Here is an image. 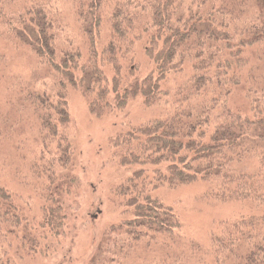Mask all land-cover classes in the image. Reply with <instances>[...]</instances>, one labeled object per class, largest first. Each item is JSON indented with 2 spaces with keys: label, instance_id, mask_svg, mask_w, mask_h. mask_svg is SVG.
<instances>
[{
  "label": "trees",
  "instance_id": "1",
  "mask_svg": "<svg viewBox=\"0 0 264 264\" xmlns=\"http://www.w3.org/2000/svg\"><path fill=\"white\" fill-rule=\"evenodd\" d=\"M69 1L74 29L65 38L68 10L64 4L59 8L60 1L0 0V37L29 47L47 69L44 78L34 72L24 99L39 121L37 138L44 143L40 158L51 157L46 144L51 136H60L57 125L48 122L50 116L58 113L59 124H69L66 95L71 90L80 89L96 115L111 107L110 95L119 109L139 96L149 106L160 101L166 76L194 59V90L187 103L179 99L171 113L119 134L117 146H126L121 164L127 165L130 157L135 158L130 163L140 166L116 187L124 199L130 195L133 217L104 236L89 264H122L119 256L133 245L156 234L173 237L182 231L171 207L138 193L146 182L156 188L204 181L213 199L264 209V0ZM142 42L156 64L147 75L135 57ZM39 80L44 90H32ZM53 90L52 100L47 92ZM30 168L46 182L40 195L47 209L43 206L42 222L35 227L31 223L37 224L38 218L9 203L0 184L2 255L14 246L9 237L14 227L21 228L20 246L47 248L44 231L53 234L54 221L65 208L55 177L62 180V172L54 174L53 165L43 176L41 162H31ZM51 190H59L58 196H47ZM238 220L224 222L212 234V253L217 255V246L223 255L213 256L210 264H264V213L247 212ZM242 249L249 251L241 254Z\"/></svg>",
  "mask_w": 264,
  "mask_h": 264
},
{
  "label": "rangeland",
  "instance_id": "2",
  "mask_svg": "<svg viewBox=\"0 0 264 264\" xmlns=\"http://www.w3.org/2000/svg\"><path fill=\"white\" fill-rule=\"evenodd\" d=\"M15 1L21 3V0ZM58 1L53 0L58 2L59 8L62 9L64 4L68 10L64 11V27L70 31L64 34L65 38L71 37L70 32L74 27L69 13L70 1ZM135 55L143 75L156 69L154 61L146 55L143 42L137 54L135 50ZM193 62V58L186 60L182 71L166 76L160 101L149 106L139 96L119 109L113 105L114 95H110L111 107L102 115H96L88 97L80 89L71 90L66 95L69 124L62 127L58 113L50 116L48 122L51 119V123L57 125L62 139L60 136L48 137L51 144L47 143L46 149H49L51 157L40 158L44 143L37 138L39 121L34 120L28 109V102L24 99L34 72L44 78L47 69L39 65V60L29 47L19 46L16 41L0 37V184L9 203L14 202L18 207L26 208V214L30 213L38 218V223L34 222L36 225L31 223L37 227L42 222L43 206L47 209L42 204L40 195L44 184L46 188V182L31 173L30 165L31 162H36L37 165L41 162L44 167L43 176L48 174L47 171L51 172L52 169H48L54 165V174H63L62 180L58 175L55 177L57 182L60 181V194L65 207L62 208V217L54 221L53 234L47 228L44 231L48 241L47 248L37 247L31 250L29 246H20L21 228H10L9 237L14 246L8 255L0 252V263L91 262L104 236L110 235L112 228L133 217V209L128 205L130 195L124 199L117 194L116 187L129 176L135 175L140 166L130 163L135 161V158L130 157L127 165L121 164L126 146H117L119 134L145 127L148 122L171 113L179 99L186 104L194 90ZM43 85L44 81L39 80L32 90H44ZM54 90L47 92L52 100L57 92ZM59 90L63 91L61 87ZM61 166L64 168L60 169ZM143 190L138 193L146 192L153 201L157 199V203H164L166 208L171 207L177 213L182 222V231L173 237L168 233L156 234L153 239L146 238L135 248H132L133 245V250L119 256L122 264H210L213 256L223 255L219 254L217 246V255L212 253L211 236L219 231V225L239 221L240 215L247 212L254 211L258 215L264 213L262 207L257 209L247 203L209 197V183L204 181L179 186L164 184L156 188L146 182ZM57 194L59 190H51L47 196H58ZM9 203L7 205L10 206ZM9 220L13 223L15 221L14 218ZM240 251L241 254H246L249 250ZM227 263L229 264H225Z\"/></svg>",
  "mask_w": 264,
  "mask_h": 264
}]
</instances>
